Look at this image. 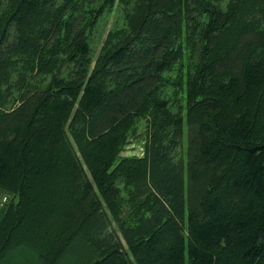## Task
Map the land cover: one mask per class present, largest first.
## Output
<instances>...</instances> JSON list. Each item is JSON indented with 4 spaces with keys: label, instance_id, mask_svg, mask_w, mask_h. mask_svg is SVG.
<instances>
[{
    "label": "trees",
    "instance_id": "trees-1",
    "mask_svg": "<svg viewBox=\"0 0 264 264\" xmlns=\"http://www.w3.org/2000/svg\"><path fill=\"white\" fill-rule=\"evenodd\" d=\"M221 3L0 0V261L264 264V0Z\"/></svg>",
    "mask_w": 264,
    "mask_h": 264
},
{
    "label": "rangeland",
    "instance_id": "rangeland-1",
    "mask_svg": "<svg viewBox=\"0 0 264 264\" xmlns=\"http://www.w3.org/2000/svg\"><path fill=\"white\" fill-rule=\"evenodd\" d=\"M229 0H222V7L226 8L227 3ZM116 19L115 16V12L109 14L108 16L104 17L98 26L97 31L95 32V34L92 36L93 38V44H94V50L93 51V58L94 60H96L97 56H98V52L100 50V47L103 44V41L105 39V37L107 36L108 30L112 27V25L114 24V21ZM238 38L233 40V43L238 42ZM239 45V43H238ZM94 64V63H93ZM140 126H144L143 123L141 124L140 122ZM185 147L187 146V122L185 119ZM139 131H143V128H141ZM142 137H138L137 138H131V141L127 144L125 150L121 153L122 156H129V155H143L144 153V140H143V133H140ZM7 195H4L2 193H0V203H4L7 200ZM27 243V242H25ZM29 244V242H28ZM22 246H24L23 248H21L20 250H15L9 252L5 257H3V259L0 261V264H25L27 262V259L33 255V251L30 247H26L25 245L22 244Z\"/></svg>",
    "mask_w": 264,
    "mask_h": 264
}]
</instances>
